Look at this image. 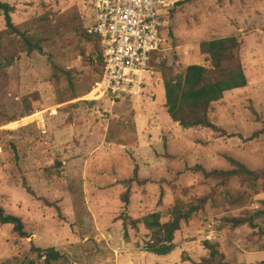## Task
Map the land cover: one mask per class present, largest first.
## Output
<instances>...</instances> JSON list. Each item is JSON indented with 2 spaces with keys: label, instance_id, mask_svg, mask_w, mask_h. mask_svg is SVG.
I'll use <instances>...</instances> for the list:
<instances>
[{
  "label": "rangeland",
  "instance_id": "obj_1",
  "mask_svg": "<svg viewBox=\"0 0 264 264\" xmlns=\"http://www.w3.org/2000/svg\"><path fill=\"white\" fill-rule=\"evenodd\" d=\"M0 1L15 7L16 26L43 40L42 52L28 53L18 37L4 39L19 57L0 76V204L22 218L28 237L0 224V264H47L48 248L64 255L56 264H202L206 241L230 264L264 261V218L256 229L223 220L262 208V182L257 191L239 178L221 185L203 171L230 170L231 158L264 168V0H182L162 8L167 43L154 78L140 97L115 103L98 99L95 89L98 45L83 36L91 0ZM229 36L242 41L248 85L213 105L216 129H185L166 108L161 67L180 74L191 64L209 66L201 42ZM41 112L45 125L37 121ZM212 191L219 205L210 202L182 224L171 254L145 250L150 231L143 223L129 225L125 239V215L142 220L161 212L167 222L177 199ZM225 193L243 194L244 204L224 200Z\"/></svg>",
  "mask_w": 264,
  "mask_h": 264
},
{
  "label": "trees",
  "instance_id": "obj_2",
  "mask_svg": "<svg viewBox=\"0 0 264 264\" xmlns=\"http://www.w3.org/2000/svg\"><path fill=\"white\" fill-rule=\"evenodd\" d=\"M181 3L182 0H178L175 7ZM175 7L171 8L169 12L171 13ZM0 11L6 21V31L0 32V76H2L7 73V69L19 57L16 51H9L5 46V35L18 37V46L28 53L36 50L42 52L43 40L22 31L14 24L12 17L15 11L14 6L0 1ZM83 36L87 41H94L98 45L97 58L101 65V78L105 64L101 39L96 35L89 34L87 29L83 32ZM241 47L242 41L237 36L205 40L201 42L200 50L207 56L210 62L209 66L191 64L185 72L180 74H175L172 70L161 67L163 68L166 108L170 117L181 127L185 129L194 127L217 128L210 117L213 105L222 100L226 92L248 85V77L239 58ZM160 54L156 56L154 61L155 67L158 66L157 60ZM230 160L233 166L230 170L206 171L203 169L206 178L217 180L221 185H227L232 179L239 178L243 184L255 191L259 187V183L262 182L264 194V168L252 170L236 159L231 158ZM24 185L30 193L34 194L26 182ZM129 194L130 190L123 197L126 203L129 202ZM223 198L238 206L243 205L245 200L243 194L232 197V195L225 193ZM210 202L219 205V195L216 191L189 201L177 199L170 210V219L167 222L162 221L161 212L150 213L142 220H134L125 215L124 237L126 240L130 238L129 225L133 229L139 230V224L143 223L150 231V239L145 244V250L159 256L169 255L176 248L175 237L176 233L181 230L182 224L190 221L199 212L204 211ZM260 202L262 208L245 211L239 216L223 217L224 222L233 228L246 225L253 229L260 228V220L264 218V198ZM0 224H11L20 237H28L26 225L22 218L6 213L1 204ZM205 245L210 253L208 257L203 258L202 264H230L226 261L225 254L219 250L218 245L209 241H206ZM42 257L45 258L47 264H56L64 258V255L55 248H48L43 251ZM258 264H264V261Z\"/></svg>",
  "mask_w": 264,
  "mask_h": 264
},
{
  "label": "built area",
  "instance_id": "obj_3",
  "mask_svg": "<svg viewBox=\"0 0 264 264\" xmlns=\"http://www.w3.org/2000/svg\"><path fill=\"white\" fill-rule=\"evenodd\" d=\"M178 0H91L87 31L101 39L105 64L97 82L100 98L112 103L143 94L155 75L154 61L165 49L161 9ZM95 98V100H98ZM37 121L45 125L43 113Z\"/></svg>",
  "mask_w": 264,
  "mask_h": 264
},
{
  "label": "bare ground",
  "instance_id": "obj_4",
  "mask_svg": "<svg viewBox=\"0 0 264 264\" xmlns=\"http://www.w3.org/2000/svg\"><path fill=\"white\" fill-rule=\"evenodd\" d=\"M97 96H99L98 93H97Z\"/></svg>",
  "mask_w": 264,
  "mask_h": 264
},
{
  "label": "crops",
  "instance_id": "obj_5",
  "mask_svg": "<svg viewBox=\"0 0 264 264\" xmlns=\"http://www.w3.org/2000/svg\"><path fill=\"white\" fill-rule=\"evenodd\" d=\"M165 99H166V97H165Z\"/></svg>",
  "mask_w": 264,
  "mask_h": 264
}]
</instances>
